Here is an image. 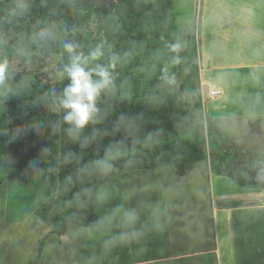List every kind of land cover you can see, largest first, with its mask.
<instances>
[{
	"label": "trees",
	"instance_id": "16d2710c",
	"mask_svg": "<svg viewBox=\"0 0 264 264\" xmlns=\"http://www.w3.org/2000/svg\"><path fill=\"white\" fill-rule=\"evenodd\" d=\"M173 4V0H116L113 7L101 4L89 10L101 18L113 16L133 42L164 41L167 53L179 63V47L185 39L174 25ZM80 11H87L81 0H0V38L11 35L18 15L31 18L32 23L47 19L54 25L64 15V42L83 54L86 40L71 28ZM179 71L181 65L170 83L122 80L110 71L112 83L97 95L96 110L82 128L64 119L66 110L60 101L71 84L68 75L54 86L41 72L7 71L4 110H0V166L32 173L52 184L58 181L64 192L34 264L42 260L47 241L58 245L68 225L96 226L100 187L125 173L168 167L185 177L196 164L208 161L212 174L242 188L264 191V178L246 179L239 169L249 170L248 175H264V170L243 163L209 119L205 124L195 122L188 109V103L199 106L195 70L190 66L185 73ZM93 79L99 77L93 74Z\"/></svg>",
	"mask_w": 264,
	"mask_h": 264
},
{
	"label": "rangeland",
	"instance_id": "374dc122",
	"mask_svg": "<svg viewBox=\"0 0 264 264\" xmlns=\"http://www.w3.org/2000/svg\"><path fill=\"white\" fill-rule=\"evenodd\" d=\"M174 1L175 27L185 39L179 47V63L167 53V43L164 41H154L151 38L140 42L130 41L113 16L101 18L89 10L101 4L112 6V0H81L87 11L79 12L71 28L76 35L86 40V48L82 54L84 57H89L97 48L102 53L96 60L89 58L86 68L95 69L99 65L109 72L114 71L122 80L157 79L170 83L172 73L180 70V65L179 73H185L190 66L200 62V21L208 16L215 17V14L220 15L219 17H231L233 0ZM16 18L18 20L10 31L11 35L0 38V64H6L7 71L41 72L52 85L59 84L67 76L65 68L71 62L70 54L65 49L67 24L64 15L55 25L47 19L32 23L31 18L24 19L20 15ZM5 96L2 80L1 111L4 110ZM217 104L206 99L197 108L188 103V109L199 124H205V120L209 119L216 132L231 143L232 147L237 148L243 163L259 165L264 170V140L256 137L251 126L254 123L251 114L241 112L234 115L229 112L233 110V106L228 103ZM53 147L57 149L55 138ZM55 161H58V156H55ZM203 166L204 163L200 164L192 175L200 178L198 182H178L170 168L144 170L115 177L100 187L96 210L100 216L107 210L161 211L175 209L178 204L182 205L189 200L188 196L208 198L212 194L209 182L200 174ZM248 171L239 169L241 175L246 174V179L260 181L264 178L262 172L260 176L254 172L248 175ZM218 186L234 197L223 183L217 182V191ZM63 193L58 181L52 184L47 179H37L32 173L0 166V264L36 263L39 244L45 237L44 231L46 227L52 226V218L58 210ZM206 203L204 206L203 202L193 198V209L209 210V199ZM263 216L255 215L256 233L263 224ZM235 220L239 222H236L233 229V244L224 241V248L226 245L229 247L222 249L221 264H252V234L250 239L248 233L249 230L252 233L253 227L240 221V217ZM227 234L230 232H225L226 237ZM213 237L217 246L218 241L220 243V232H214ZM48 247L50 246L42 249V260L37 263L62 264L64 257L54 252L55 247L50 250Z\"/></svg>",
	"mask_w": 264,
	"mask_h": 264
},
{
	"label": "crops",
	"instance_id": "0c3cea01",
	"mask_svg": "<svg viewBox=\"0 0 264 264\" xmlns=\"http://www.w3.org/2000/svg\"><path fill=\"white\" fill-rule=\"evenodd\" d=\"M174 6L175 1L173 10ZM231 11V17L215 14L200 21L201 59L193 65L198 105L207 99L217 105L228 103L234 115L251 114L253 131L264 140V0H233ZM211 90L220 95L208 98ZM202 163L200 174L209 182L212 196H188L184 204L161 211L107 210L100 216L95 206L98 224L68 225L54 252L64 257L62 264H221L224 241L233 244V229L239 222L235 218L240 217L253 227L248 233L249 237L252 234V264H264V216L259 232L255 229V215H264V191L242 188L227 177L214 175L204 161L185 177L172 173L178 182H198L200 178L192 175ZM217 182L227 186L234 197L221 186L217 191ZM193 198L204 206L209 199L210 209H193ZM51 230L52 226L46 227L45 236ZM226 231L230 232L227 237ZM214 232H220L217 246ZM47 245L49 250L54 248L52 240Z\"/></svg>",
	"mask_w": 264,
	"mask_h": 264
},
{
	"label": "clouds",
	"instance_id": "9594fccd",
	"mask_svg": "<svg viewBox=\"0 0 264 264\" xmlns=\"http://www.w3.org/2000/svg\"><path fill=\"white\" fill-rule=\"evenodd\" d=\"M75 45L65 44L66 51L70 54L71 62L66 66L65 71L71 80V84L65 88L63 98L60 103L66 110L64 119L74 124L77 128L84 127L95 109V99L102 89L107 88L112 83L109 71L101 66L95 69H87L89 58L96 60L102 53L99 48L84 57L75 52ZM7 71L6 64H0V81L4 79ZM95 74L99 79H93Z\"/></svg>",
	"mask_w": 264,
	"mask_h": 264
},
{
	"label": "built area",
	"instance_id": "2783aa9c",
	"mask_svg": "<svg viewBox=\"0 0 264 264\" xmlns=\"http://www.w3.org/2000/svg\"><path fill=\"white\" fill-rule=\"evenodd\" d=\"M220 95V92L218 90H211L208 91L207 96L208 98H217Z\"/></svg>",
	"mask_w": 264,
	"mask_h": 264
},
{
	"label": "water",
	"instance_id": "95a60500",
	"mask_svg": "<svg viewBox=\"0 0 264 264\" xmlns=\"http://www.w3.org/2000/svg\"><path fill=\"white\" fill-rule=\"evenodd\" d=\"M113 6H115V2H113Z\"/></svg>",
	"mask_w": 264,
	"mask_h": 264
}]
</instances>
